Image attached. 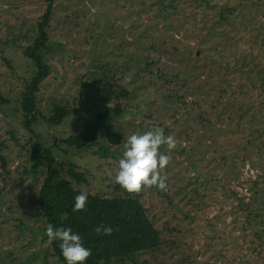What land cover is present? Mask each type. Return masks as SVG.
<instances>
[{
	"label": "rangeland",
	"instance_id": "374dc122",
	"mask_svg": "<svg viewBox=\"0 0 264 264\" xmlns=\"http://www.w3.org/2000/svg\"><path fill=\"white\" fill-rule=\"evenodd\" d=\"M50 1L41 55L52 71L30 132L21 103L35 68L25 52ZM170 1L0 0V264H60L38 216L46 170L31 173L33 134L59 164L87 171L80 191L103 197L119 186L126 138L154 127L177 141L167 188L132 195L165 244L131 264H264V0ZM54 101L72 107L59 126L48 123ZM98 104L117 112L122 145H59Z\"/></svg>",
	"mask_w": 264,
	"mask_h": 264
},
{
	"label": "trees",
	"instance_id": "16d2710c",
	"mask_svg": "<svg viewBox=\"0 0 264 264\" xmlns=\"http://www.w3.org/2000/svg\"><path fill=\"white\" fill-rule=\"evenodd\" d=\"M130 1L134 3L133 0ZM174 2L176 0L169 2L173 8L176 6ZM52 5L53 2L50 1V6L39 23V36L36 42L25 52L26 58L34 64L35 68V75L26 88L21 103L23 126L30 132L40 117L38 100L41 87L52 71L41 55V51H45L50 42L47 29L51 23ZM188 87V84L185 85L183 90ZM122 97L125 98V96ZM117 98L119 101V94ZM180 99L183 104L189 106L184 95H180ZM0 102L2 104L5 102L1 96ZM98 106V112L90 113L92 117L87 119L79 133L57 144L81 152L91 150L93 146L101 144L104 140L112 146H121L124 137L116 132L112 124V118L117 116V112L112 108H105L104 105L98 104L96 107ZM117 106L120 108L121 104L118 103ZM71 110L69 101L68 103L54 101L53 113L48 118V123L53 126L61 125ZM33 136L37 141L32 143L30 150L33 161L31 173L36 176L44 168L46 170V178L38 195L37 204L40 208L38 216H44L46 219V229L48 225H52L54 229L71 228L73 234L81 236L83 245L91 250V256L84 264H131L135 257L143 253H153L162 249L165 244L162 233L150 219L140 199L129 193L123 195V189L119 186H115L110 196L87 194L85 210L74 211L75 197L83 193L76 186L88 185L87 171H81L80 167L73 162L59 164L53 149L44 147L38 142L39 137L35 134ZM63 146L57 145L56 148L61 153H65ZM3 148L4 144L0 139V163L4 167L6 159L2 154ZM255 184L257 187V183ZM241 203L243 204V201ZM100 225L111 227L112 234L97 233L95 229ZM45 240L48 241V237ZM60 243L59 240H53L50 243L51 255L57 258L60 264H67L62 255Z\"/></svg>",
	"mask_w": 264,
	"mask_h": 264
},
{
	"label": "clouds",
	"instance_id": "9594fccd",
	"mask_svg": "<svg viewBox=\"0 0 264 264\" xmlns=\"http://www.w3.org/2000/svg\"><path fill=\"white\" fill-rule=\"evenodd\" d=\"M177 141L173 135L165 136L162 127H154L143 134L133 133L126 138L123 156L118 161V171L115 183L129 194L139 193L145 188L156 187L163 191L167 188V176L164 170L172 160V151ZM166 147V153L161 148ZM87 193L75 197L74 211H84L87 203ZM97 233L112 234L111 227L97 226ZM46 235L49 243L59 240L60 249L67 264H84L91 256V250L82 243L78 234H73L71 228H56L48 225Z\"/></svg>",
	"mask_w": 264,
	"mask_h": 264
}]
</instances>
